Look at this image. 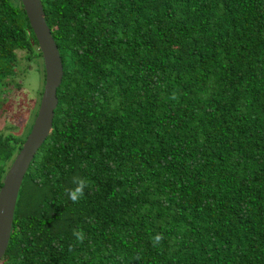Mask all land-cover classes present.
<instances>
[{
	"label": "trees",
	"instance_id": "1",
	"mask_svg": "<svg viewBox=\"0 0 264 264\" xmlns=\"http://www.w3.org/2000/svg\"><path fill=\"white\" fill-rule=\"evenodd\" d=\"M40 1L63 75L0 264H264V0ZM30 65L45 78L0 0V116ZM35 116L0 126V187Z\"/></svg>",
	"mask_w": 264,
	"mask_h": 264
},
{
	"label": "water",
	"instance_id": "2",
	"mask_svg": "<svg viewBox=\"0 0 264 264\" xmlns=\"http://www.w3.org/2000/svg\"><path fill=\"white\" fill-rule=\"evenodd\" d=\"M29 24L42 52L45 78L40 104L32 127L22 143L0 187V260L6 252L18 192L34 154L52 129L54 110L57 106L56 90L61 83L63 70L58 47L40 0H20Z\"/></svg>",
	"mask_w": 264,
	"mask_h": 264
},
{
	"label": "rangeland",
	"instance_id": "3",
	"mask_svg": "<svg viewBox=\"0 0 264 264\" xmlns=\"http://www.w3.org/2000/svg\"><path fill=\"white\" fill-rule=\"evenodd\" d=\"M34 66L30 65L31 71H27L23 80V87L21 89H15L12 87V93L9 100V109L0 116V126L5 133L22 134L25 130L24 123L30 118L31 113L37 114V110L40 104L41 97L38 95L37 88L41 85V90L44 86V78L42 75L33 70ZM22 112V116L9 120L6 123L3 122L4 118H8L11 115ZM35 119V118H34ZM33 124V121H32Z\"/></svg>",
	"mask_w": 264,
	"mask_h": 264
},
{
	"label": "clouds",
	"instance_id": "4",
	"mask_svg": "<svg viewBox=\"0 0 264 264\" xmlns=\"http://www.w3.org/2000/svg\"><path fill=\"white\" fill-rule=\"evenodd\" d=\"M74 187L66 189V194L69 199L73 202H78L85 196V189L91 185V181L86 177H74L73 179ZM73 235L76 236L79 242H83L86 239V234L82 228L73 229ZM153 246L160 245L161 241L164 239L161 233H157L151 237ZM139 258V257H137Z\"/></svg>",
	"mask_w": 264,
	"mask_h": 264
}]
</instances>
